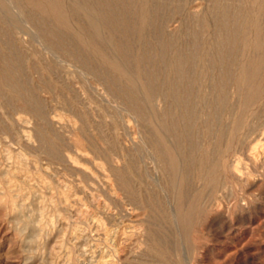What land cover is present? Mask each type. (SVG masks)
I'll use <instances>...</instances> for the list:
<instances>
[{
	"label": "rangeland",
	"instance_id": "374dc122",
	"mask_svg": "<svg viewBox=\"0 0 264 264\" xmlns=\"http://www.w3.org/2000/svg\"><path fill=\"white\" fill-rule=\"evenodd\" d=\"M19 1L0 264H264V0Z\"/></svg>",
	"mask_w": 264,
	"mask_h": 264
},
{
	"label": "bare ground",
	"instance_id": "6f19581e",
	"mask_svg": "<svg viewBox=\"0 0 264 264\" xmlns=\"http://www.w3.org/2000/svg\"><path fill=\"white\" fill-rule=\"evenodd\" d=\"M39 1V0H38ZM49 2H51L52 3V5H51V7H50V9H55L54 11H56V12H61V11H63L62 9H61V6L60 5H58V3H55V0H48ZM14 2V1H13ZM20 2V4H21V0L19 1ZM25 2H27V1H25ZM15 3H16V0H15ZM14 3V4H15ZM35 3V2H34ZM50 3V4H51ZM18 5V4H17ZM35 5H37V4H35ZM63 6V5H62ZM90 6V5H89ZM16 8H17V6H16ZM37 8V7H36ZM40 9H41V6H40ZM47 9H48V7H47ZM93 9V8H92ZM66 10V9H65ZM103 11V10H102ZM224 11V10H223ZM49 14V13H48ZM64 17V16H63ZM58 19V18H57ZM59 20H60V18H59ZM63 23V22H62ZM202 25V24H201ZM56 30V29H55ZM241 30V29H240ZM224 33V32H223ZM241 42V41H240ZM123 43V42H122ZM248 43V42H247ZM230 44V43H229ZM233 46V45H232ZM240 46V45H239ZM91 47H93L92 45H91ZM227 47V46H226ZM234 49V48H233ZM10 52V51H9ZM118 62V61H117ZM235 62V61H234ZM198 65V64H197ZM47 66V65H46ZM116 68H117V66H116ZM211 70V69H210ZM19 72V71H18ZM149 76V75H148ZM129 77V76H128ZM211 78V77H210ZM180 79V78H179ZM155 80V79H154ZM209 80V79H208ZM139 81V80H138ZM146 81V80H145ZM120 82V81H119ZM181 82V81H180ZM146 89V88H145ZM219 90V89H218ZM183 92V91H182ZM158 94V93H157ZM247 94H249V93H247ZM3 95V94H2ZM252 96V95H251ZM177 97V96H176ZM205 97V96H204ZM254 97V96H253ZM39 100V99H38ZM257 100V99H256ZM155 106H156V104H155ZM205 107V106H204ZM138 117V116H137ZM14 121V120H13ZM173 124V123H172ZM214 127V126H213ZM167 130V129H166ZM171 136V135H170ZM19 137V136H18ZM144 137V136H143ZM146 139V138H145ZM158 140V139H157ZM181 140V139H180ZM107 142V141H106ZM18 143V142H17ZM143 144V143H142ZM146 147V146H145ZM179 153V152H178ZM45 154V153H44ZM163 154V153H162ZM159 161V160H158ZM176 162V161H175ZM142 163H143V161H142ZM219 164V163H218ZM121 165V164H120ZM176 165V164H175ZM164 170V169H163ZM167 172V171H166ZM180 176V175H179ZM155 178V177H154ZM192 180V179H191ZM161 189V188H160ZM165 190V189H164ZM109 191V190H108ZM160 192V191H159ZM141 193V192H140ZM180 193V192H179ZM57 194V193H56ZM178 194V193H177ZM176 195V194H175ZM180 195V194H179ZM178 204H179V202H178ZM177 204V205H178ZM135 205V204H134ZM182 205V204H181ZM122 209V208H121ZM70 211V210H69ZM173 214H175V213H173ZM174 216V215H173ZM124 219V218H123ZM120 224V223H119ZM128 224V223H127ZM109 225V224H108ZM118 228V227H117ZM161 231V230H160ZM3 234V233H2ZM120 240V239H119ZM136 255V254H135ZM107 263V262H106Z\"/></svg>",
	"mask_w": 264,
	"mask_h": 264
}]
</instances>
